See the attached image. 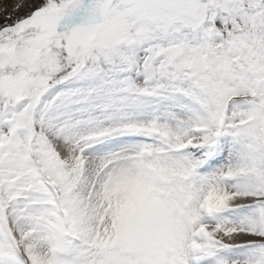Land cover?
<instances>
[{"label": "snow or ice", "instance_id": "obj_1", "mask_svg": "<svg viewBox=\"0 0 264 264\" xmlns=\"http://www.w3.org/2000/svg\"><path fill=\"white\" fill-rule=\"evenodd\" d=\"M0 264H264V0H0Z\"/></svg>", "mask_w": 264, "mask_h": 264}]
</instances>
